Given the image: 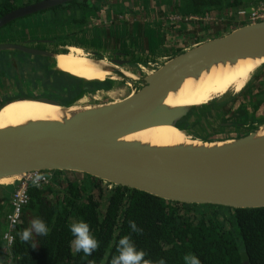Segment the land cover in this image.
Returning a JSON list of instances; mask_svg holds the SVG:
<instances>
[{
	"label": "water",
	"instance_id": "water-1",
	"mask_svg": "<svg viewBox=\"0 0 264 264\" xmlns=\"http://www.w3.org/2000/svg\"><path fill=\"white\" fill-rule=\"evenodd\" d=\"M68 1L71 0H42L4 14L0 17V36L4 35L5 26L17 18ZM19 43L0 39V53L10 60L12 51L27 50L41 56L40 64L46 66L44 57L51 52L25 49ZM246 59L264 63V20L201 39L167 56L141 76L123 73L118 68L122 61L110 57L112 67L102 68L110 76L103 81L117 80L123 84V90L97 104L72 106L48 97L16 93L5 96L0 88V104L31 100L60 109L55 119H31L0 128V179L36 171L58 172L85 182L98 180L108 187L144 192L169 202L263 208L264 122L233 138L191 137L194 142L170 145L130 138L138 129L157 124H169L188 133L176 126L177 122L186 119L192 127L198 125L199 110L208 104L192 110L170 109L165 104L168 94L178 91L186 80H198L212 68L233 66ZM51 68L65 75L58 68ZM0 87H4L1 80ZM69 89L57 96L65 97ZM242 260L249 264L244 254Z\"/></svg>",
	"mask_w": 264,
	"mask_h": 264
},
{
	"label": "trees",
	"instance_id": "trees-1",
	"mask_svg": "<svg viewBox=\"0 0 264 264\" xmlns=\"http://www.w3.org/2000/svg\"><path fill=\"white\" fill-rule=\"evenodd\" d=\"M31 1L38 0H28ZM156 1L157 4L173 6L181 16L196 17H204L213 11L221 15L229 9L231 14H227L234 15L238 7L248 9L251 4V0ZM256 1L258 0L253 3ZM19 6L20 0H0V17ZM110 8L112 4L109 7L111 13ZM50 11L54 15H48L46 23L53 30H56V26L69 23L85 36L87 30L83 28V24L88 21L87 11L89 15H96L100 7L91 4L90 0H77ZM117 12L122 15L132 13L128 8H121ZM245 23L248 22H241L240 25ZM109 30L106 32L104 27H93L90 30L94 32L90 38L93 39L92 44L88 41V45L105 50L107 45H114L112 42H107V45L104 43V40L112 37L113 32L116 37L126 32L130 35L138 30V25H121L120 28ZM100 38H103V43ZM137 38L135 36V48L139 44ZM82 42L84 41L77 39L75 43L83 44ZM98 57L100 56L96 55ZM66 62L69 63L57 62L58 68L80 79L79 85H74L63 75L70 81L64 84L67 87L65 89L71 87L69 94L75 92L80 98L86 92L106 88L107 81L86 83L84 80L87 79L66 69ZM200 106L202 105H198ZM201 108L197 124L203 121L212 123L220 116L219 110L214 109V102ZM187 124L190 125L186 119H182L176 126L186 129ZM54 175L55 178L47 185L39 188L28 186L29 200L22 210L20 222L13 230V243L10 246L6 245L3 233L7 229L6 214L10 209V195L15 186L0 185V264H111L112 258L118 255L116 245L123 235H130L136 247L147 253L145 259L153 264H158L161 260L164 264H184V257L188 254L197 256L201 264H243V254L249 264H264V207L232 209L215 205L181 204L132 189L108 187L98 180L87 179L85 182L78 178L70 179L58 172ZM94 187L99 189L97 195L92 192ZM36 217L49 226V234L45 237L33 233L29 243L22 242L17 234L30 228L31 221ZM79 220L90 225L91 232L99 241L98 249L91 256L76 253L70 246L73 237L69 225ZM130 220L143 230L140 234L131 231ZM30 245L36 247L32 248Z\"/></svg>",
	"mask_w": 264,
	"mask_h": 264
},
{
	"label": "flooded vegetation",
	"instance_id": "flooded-vegetation-1",
	"mask_svg": "<svg viewBox=\"0 0 264 264\" xmlns=\"http://www.w3.org/2000/svg\"><path fill=\"white\" fill-rule=\"evenodd\" d=\"M39 1H42V0L31 1V2H28V0H20V6L18 8L26 7L27 5H30V4L39 2ZM73 1H77V0H71V1H68L66 3L56 5L53 7H49V8H45L41 11L26 15L24 17L17 18L16 20L12 21L7 26H5V28L11 27L14 29L16 28V30H17L19 27L16 26V22L19 20L27 19V20H29L28 22L33 24L32 25L33 30L31 32V34L29 31L24 32L21 35L22 41L16 40V42H20L19 44L24 46L25 49H34V50H41V51L45 50V51L51 52L52 54H54V53L59 54L58 51H59V48L61 45H64L65 47H68V48L70 46H74V47H79L81 49H84L85 50L84 53H86L88 56L91 55L95 59H102L104 56H109L113 60L122 61V64L120 65V67L131 66V64H130L131 61L128 60L127 58H125V56H123L125 54L124 53L125 50H124V52L117 51V50L121 49L122 42H124V43L128 42V44H126V46L133 45V47H134L135 36L133 35V33L125 36L120 42V41H118V38H116L115 32H113L112 37H109L108 40H104V43L107 45V42H110V43L112 42L114 45L112 47L107 45L105 50H98L92 46H89L88 42H86L85 39L84 40L82 39L83 35L81 36V33L80 32L78 33L75 30L74 26H71L72 24L68 23L67 25H63V26H56V30H53L51 28L50 24L46 23L48 15L53 14L50 10H53L56 7H61L63 5L71 3ZM90 1H91V4L94 3L97 5V7H100V11L97 12L96 15H93V16L89 15V12L87 11V17L86 18L88 21L86 24H83V25H85V26H83V28L87 30L88 34L91 33L88 30H91L93 27H104V30L106 32L110 31L109 30L110 28L116 29V28L121 27V25H89V24H92L94 22V20L96 21V20L101 19L100 12L102 10L109 12V7L111 4H112V8H110L112 11L111 14L113 16L117 15L119 21H123L122 19L127 15H130L132 17L136 16L137 14L149 16L152 12H154L156 14L157 13L163 14L160 12L159 9L162 10L161 6L164 3L157 4V1L154 2V0H90ZM254 1L255 0H251V4L248 6V9L243 8V7H238L237 9L239 10L240 8H243L245 11H247V10H251V9L258 7V6L264 7V0H258L255 2V4L253 3ZM88 2H89V0H88ZM121 8H128V10L132 11V13H127V14L122 15L121 13L117 12ZM154 8H156V9L154 10ZM228 11L231 13L230 9ZM67 12L65 13L66 15L68 14ZM170 12L174 14V18H169V20L171 21V22L169 21V23L177 22L176 25L181 24L178 27V31H179L180 35L183 34V31L185 29V25H187V23H189L192 20H197V18L201 19L200 17H196V16H181L180 14H178L176 12V10L173 8V6L170 8ZM207 15H209V14H207ZM57 18H58V15H57ZM110 19L112 22L115 18L114 19L110 18ZM241 22H243V21H241ZM156 24L160 25L158 22ZM156 24L154 22L153 25H156ZM76 25H78V24H76ZM227 25H230V24L227 23ZM145 26L149 29L150 34L147 33ZM61 28L70 29L71 32H68V33L63 34V35H58V34H60L59 30ZM173 29H175V28H173ZM225 29H228V27L226 26ZM143 30H144V32H143L144 35L145 36L149 35L150 39H152L155 43V50L154 51H156V52L153 51V53H155L156 55H158V53H160V56H162L164 53L162 51V48L159 46V44L162 43L163 40H162V36L160 35L159 28L156 26L144 25ZM226 31H229V30H226ZM185 32H186V30L184 31V33ZM69 34H72V35L69 37ZM171 34H173V33L171 32ZM219 34H221L220 31H216V36ZM83 37L86 38V40L90 41L89 44H92L91 42L93 39L87 38L86 35ZM127 37H130V40L126 39ZM59 38H63V39L61 41H59L58 40ZM201 38L202 37H198V38L196 37V39L194 41H190V42L186 41L188 43V45H186V48L190 47V45H192L193 42H195V43L199 42L201 40ZM77 39H78V41H84V42H82L83 44L75 43V42H77ZM100 41L103 43V38H100ZM129 41H131V42H129ZM182 44H186V43L183 42L179 46L177 45L178 47L176 46V48H174L175 54L181 52L178 49L183 48ZM100 46H102L101 43H100ZM48 47H51L52 49L48 48ZM174 50H173V52L172 51L170 52L171 55H173ZM61 51L67 52L68 50L67 49L66 50L61 49ZM12 52H13V54H12L13 58L10 59L11 61L8 60L6 57H4V55H2L0 53V75H1L0 80H1V84L4 85V87H0V88H3L2 90L5 93V96H10V95L16 93L19 96L48 97V98L59 101V103L63 104V105H73L77 101H80L82 97H86L89 95L93 96L94 94L101 93V92L109 93V92L114 91L118 87V84L111 81V82L105 83L107 85L106 88H99V89L95 90L94 92H91V91L86 92L80 98L77 97V94L75 92L71 93V94H67L65 97L57 98L56 96H53V95L54 94L58 95L60 93L62 94L63 90L65 88H67L66 86H64V84H67V78H64L61 73H59L57 70L51 68V66L58 67L57 66L58 61L54 58L53 59H50V58L46 59V57H44L45 62L50 63L49 65L46 64V66H45V65L40 64V62L43 61V59H41L42 58L41 56L32 55L31 53L27 52V50L12 51ZM95 52H97V53H95ZM134 54H136V53H134ZM60 55H64V54H60ZM96 55H99L100 57L96 58ZM128 55H131V54H128ZM163 56H166V55H163ZM137 57L139 59L138 55H137ZM70 64H71L70 62L69 63L66 62L64 65L69 66ZM136 64L139 66L141 72H143V70L145 68L144 67L145 65H143L144 62L140 63L139 61H137ZM147 64H149V63H147ZM141 65H143V66H141ZM35 66L41 67L42 69L38 70V71L31 70ZM67 70L69 71L68 67H67ZM43 71H44V73H43ZM64 73L70 79V81H72V83L74 85H79V82H80L79 78H77V77H75V76H73L67 72H64ZM2 77H5L6 80L3 79ZM82 80H84V79H82ZM260 82L264 83V79L258 80L256 78V79H254L253 82H251V79L250 80L248 79L240 91H242V93H244V92H246V90H248L247 94H249V92H250L249 95H251V97H249V100H248L249 103H247V102L246 103L245 102L240 103V105L236 108V110L235 111L233 110L234 112L232 111V113L229 114V116L224 117V118H220V124H219L220 130L226 132V133H224V136H225L224 138H233V137L243 136V135L253 131L254 129H256L260 125V124L259 125L257 124L258 120H256V122H254V123H251V122L248 123L250 117L252 116L253 111L259 110L260 107H262L263 111H264V91L261 89L262 84L259 85ZM229 92H232V91H229ZM234 92H236V91H234ZM236 93H238V91ZM216 99L217 98L214 99L215 101L212 100L211 102H209L208 105L212 102L216 103V107L218 106V104H222L220 101L218 102V100H216ZM233 103H236V102L234 101ZM248 104L252 108L244 107V105H248ZM227 108L228 107L218 108V109H220L219 110L220 116H221V111L223 114V111L226 110ZM230 108H231V106H230ZM214 109H216V108H214ZM262 116H264V112L259 117H262ZM255 118H258V117L255 116ZM191 127H192L191 125L187 124V126L185 127L186 128L185 130L190 131ZM189 131H187V132H189Z\"/></svg>",
	"mask_w": 264,
	"mask_h": 264
},
{
	"label": "bare ground",
	"instance_id": "bare-ground-1",
	"mask_svg": "<svg viewBox=\"0 0 264 264\" xmlns=\"http://www.w3.org/2000/svg\"><path fill=\"white\" fill-rule=\"evenodd\" d=\"M49 58H54L58 62H71L69 71L75 72L82 78L87 79L84 80L86 83L105 79L110 76V73L104 71L102 68L112 67V65H108L106 62L96 61L92 57H83V55H60L54 53L46 57V59ZM261 63V60L246 59L238 61L233 66L228 65L212 68L210 72L203 73L198 80H186L178 91L169 93L166 97L165 104L170 109L186 107L192 110L198 108L200 103L214 101L215 98L229 91H240L250 75ZM122 72L130 76L128 72ZM59 112L60 109L56 105L38 101H8L0 104V128L8 125H16L31 119H55L58 117ZM130 136V138H137L151 144L170 145L193 141L187 133L169 124H157L144 127L133 132ZM17 178L8 177L0 179V184L11 183Z\"/></svg>",
	"mask_w": 264,
	"mask_h": 264
},
{
	"label": "rangeland",
	"instance_id": "rangeland-1",
	"mask_svg": "<svg viewBox=\"0 0 264 264\" xmlns=\"http://www.w3.org/2000/svg\"><path fill=\"white\" fill-rule=\"evenodd\" d=\"M164 4H162V6H161L162 10L159 9L160 12L163 13V14H160L162 16V18L159 19V22L161 21L160 25H153L154 24L153 20H158V16H156V13H154V12H152L148 16V19L150 22L149 23L147 22V24H149L151 26H156L159 28L160 35L162 36V40H163V42L160 43L159 46L162 48V51L164 52L163 55H166V56H163V55L160 56V53H158V55L153 53V51L155 50V43L151 39V40H149L148 47H147V45L145 43V37H142V41H139V44H138L139 49L133 47V45H129V47H127L126 44H128V42H126V43L122 42V50H117V51H122V52H124V50H125V52H124L125 54L123 56H125V58H127L128 60L131 61L130 62L131 66H124V67L118 66V68L121 69L122 71H125L126 73L128 72V74H130L131 77L141 76L146 70H149L154 65H157L160 62H162L164 60V57L169 56L171 54L170 52L171 51L173 52L174 48H176L177 45L179 46L183 41H188V42L194 41L196 39V37L197 38L202 37L201 39L213 38L216 36V31H220V33L223 34L225 32H228L226 30L230 31L233 28H236L238 25H240L241 21L248 22L244 16L238 14L239 11L244 10L243 8H240L236 12V14H234V15H228V14H231L229 11H227L221 15L216 14V12H212L205 17H200L201 19L197 18V20H192L189 23H187V25H185V29H184V31L186 30V32L184 33V31H183V34L180 35V33L178 31V27L181 24L176 25L177 22L169 23V21H170L169 18H174V14L170 12V8L172 6L167 5V4H165L166 5L165 6ZM155 9L156 8H154V10ZM127 16H130V15H127ZM102 17H103V15L101 13V19H102ZM152 18H153V20H150ZM21 21H23L24 24H26V25H23L22 28L21 27L18 28L17 29L18 32L29 31L31 34V32L33 30V26H32L33 24L28 22L29 20L23 19V20L17 21L16 25H19L18 23H21ZM227 23H229L230 25H227ZM144 24H146V23H144ZM141 26H144V25H141ZM226 26L228 27V29H225ZM173 28H175V29H173ZM171 32L173 34H171ZM127 35L128 34L126 32L124 35H119L116 38L119 37L118 41L121 42V40ZM219 35H221V34H219ZM219 35H217V36H219ZM126 39L130 40V37H127ZM129 42H131V41H129ZM48 48H51V47H48ZM61 49H64V50L67 49L68 51L62 52ZM59 52H61L59 54H64V55L65 54L66 55H77V56L83 55V57H92L91 55L88 56L86 53H84L85 52L84 49H81L79 47H74V46H70L68 48V47H65L64 45H61L59 48ZM154 52H156V51H154ZM134 53H136L139 56V59H138L137 55ZM128 54H131V55H128ZM109 59H110V57L104 56L99 61H103V62H106L108 65H112L110 63ZM137 61H139L140 63L144 62L143 65H145L144 66L145 68H144L143 72H141L139 66L136 64ZM147 63H149V64H147ZM143 65H141V66H143ZM56 68H58V67H56ZM41 69H42L41 67L35 66L31 70L38 71ZM43 73H44V71H43ZM0 77H1V75H0ZM256 78L258 80L264 79V63L259 65V67L250 75L249 80L251 79V82H253L254 79H256ZM100 80L103 81L104 79H100ZM111 81H107V83L111 82ZM112 82H115L116 84H118V87L114 91L109 92V93L101 92V93L94 94L93 96L89 95L86 97H82L80 101H77L73 105H80V106L93 105V104H97L100 102H104L108 99H111L112 97H115L119 92H121L123 90V84H121V82H119L117 80L112 81ZM260 84H262L261 89L264 91V83L260 82L259 85ZM247 93H248V90H246V92H244V93H242V91H238V93L232 91V92H228L225 95H221L220 97H218L216 100H218V102L220 101L222 104H218V106L216 107V110H220L218 108L228 107L226 110H224L225 112L223 111V115L218 116L215 120H213L212 123H207V122L203 123L202 122L201 124H198V125L192 127V129L187 133L188 136L195 137L198 139H208V140L224 138L225 137L224 133H226V132L220 130V127H219L220 118H224V117L229 116V114H231L233 110L234 111L236 110V108L240 105V103H242V102L249 103L248 100H249V97H251V95H249L250 92H249V94H247ZM53 96L60 98L57 96V94L56 95L54 94ZM234 101L236 103H233ZM207 103H209V102H207ZM207 103H200L199 105H205ZM230 106H231V108H230ZM244 107L252 108V107H250L249 104L244 105ZM210 109H212V107ZM202 110H203V108H201L200 111L202 112ZM263 112L264 111H263L262 107H260V109L257 111L256 110L253 111L252 116L250 117L248 123H250V122L254 123V122H256V120H258L257 124L261 125L264 122V116H262V117H259V116H261L263 114ZM255 116L258 118H255ZM210 117L213 118V116H210ZM66 177H69V176H66ZM70 178L73 179L72 177H70ZM12 183L13 182L7 183V184H0V185H11ZM92 192L97 195L99 192V189L97 187H94V188H92Z\"/></svg>",
	"mask_w": 264,
	"mask_h": 264
},
{
	"label": "clouds",
	"instance_id": "clouds-1",
	"mask_svg": "<svg viewBox=\"0 0 264 264\" xmlns=\"http://www.w3.org/2000/svg\"><path fill=\"white\" fill-rule=\"evenodd\" d=\"M49 179V176L36 171L31 177V183L33 186L39 188L41 181L47 183ZM129 228L137 234L143 231L131 220L129 221ZM49 231V226L41 218L36 217L31 221L30 228L23 229L17 235L22 242L29 243L32 240L33 233L46 237ZM69 231L73 237L70 246L74 252H82L85 256H91L98 249L99 241L91 232L90 225L86 221L79 220L72 223L69 225ZM30 246L32 248L36 247V245ZM116 251L118 255L112 258L111 264H153L152 261L145 259L147 253L136 247L130 235H123L119 238ZM158 264H164V261L161 260ZM184 264H201V262L194 254H188L184 257Z\"/></svg>",
	"mask_w": 264,
	"mask_h": 264
},
{
	"label": "built area",
	"instance_id": "built-area-1",
	"mask_svg": "<svg viewBox=\"0 0 264 264\" xmlns=\"http://www.w3.org/2000/svg\"><path fill=\"white\" fill-rule=\"evenodd\" d=\"M238 14L244 16L248 22L264 20V7L258 6L248 11L241 10L238 12ZM41 173L45 174L46 176H49L50 179L48 180L47 183L41 181L40 187L49 184L55 178L54 173L51 172H41ZM34 174L35 172L25 174L17 178L12 183L15 187L10 195V200H9L10 209L6 214L7 229L3 233V239L5 240L7 246H10L13 243V230L20 222L22 210L28 203L29 198H28L27 189L29 185H32L31 177Z\"/></svg>",
	"mask_w": 264,
	"mask_h": 264
},
{
	"label": "crops",
	"instance_id": "crops-1",
	"mask_svg": "<svg viewBox=\"0 0 264 264\" xmlns=\"http://www.w3.org/2000/svg\"><path fill=\"white\" fill-rule=\"evenodd\" d=\"M154 2H156V0H154ZM107 7V6H106ZM248 11V10H247ZM102 13V15H103V17H102V19H99V20H97V21H95L94 20V22L92 23V24H89V25H138V30H136V31H134L133 32V35L134 36H137L138 38L136 39V41H142V37H145V43H146V45L148 46V43H149V40H151L150 39V37H149V35H144V30H143V26H141V25H149V24H147V22L149 23L150 21H149V19H148V16L147 15H136V16H134V17H132V16H125L123 19H124V21H119V19H118V16L117 15H115V16H113L110 12H108V11H105V10H102L101 12H100V14ZM111 14V15H110ZM216 14H218V13H216ZM90 15H94V14H90ZM156 16H158V18L159 19H161L162 18V16L159 14V13H157L156 14ZM130 17V18H129ZM110 18H115L112 22H111V19ZM120 18V17H119ZM148 19V20H147ZM159 19L158 20H153V18L152 19H150V20H153L154 22H155V24L157 23V22H159ZM152 21V22H153ZM113 22H115V23H113ZM146 23V24H144V23ZM153 22V23H154ZM244 22V21H243ZM97 23V24H96ZM161 23V21L159 22V24ZM19 25H16L17 27H23V25H26V24H24V22L23 21H21V23H18ZM241 24V23H240ZM157 25V24H156ZM238 26H240V25H238ZM237 26V27H238ZM73 29V28H72ZM145 29L147 30V33L148 34H150V31H149V29L145 26ZM88 31H90V30H88ZM138 31V32H137ZM3 32H4V35L2 34V36H0V39L2 40V41H10V42H14V41H16V40H20V41H22V38H21V35L24 33L23 31H20V32H18V30H16V28L14 29V28H4L3 29ZM68 32H70V29H65V28H61L60 30H59V33L60 34H58V35H63V34H66V33H68ZM82 33L83 32H81V36H82ZM222 34V33H221ZM85 35L87 36V38H91V37H93V35H94V32H92L91 31V33H89L88 34V32H86L85 33ZM90 35V36H89ZM24 39V38H23ZM82 39L84 40L85 39V41L86 42H88L89 40H86V38H84L83 36H82ZM183 42H185L186 44H182L183 45V48L182 49H178L179 51H182V50H184V49H187V48H189V47H187L186 48V45H188V43L186 42V41H183ZM182 42V43H183ZM197 43V42H196ZM193 44H195V42H193ZM192 44V45H193ZM192 45H190V46H192ZM139 46V45H138ZM164 53V52H163ZM177 53V52H176ZM2 54V53H1ZM173 54H175V50H174V53ZM3 55V54H2ZM171 55V54H170ZM169 55V56H170ZM164 58H166V57H164ZM71 179V178H70ZM57 188H59L58 186H57ZM7 206V205H6Z\"/></svg>",
	"mask_w": 264,
	"mask_h": 264
}]
</instances>
